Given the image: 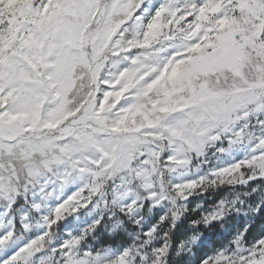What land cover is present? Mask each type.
I'll return each instance as SVG.
<instances>
[{
  "label": "snow or ice",
  "instance_id": "1",
  "mask_svg": "<svg viewBox=\"0 0 264 264\" xmlns=\"http://www.w3.org/2000/svg\"><path fill=\"white\" fill-rule=\"evenodd\" d=\"M0 264H264V0H0Z\"/></svg>",
  "mask_w": 264,
  "mask_h": 264
}]
</instances>
